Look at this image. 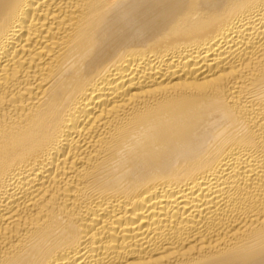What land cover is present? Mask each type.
<instances>
[{
	"label": "bare ground",
	"instance_id": "6f19581e",
	"mask_svg": "<svg viewBox=\"0 0 264 264\" xmlns=\"http://www.w3.org/2000/svg\"><path fill=\"white\" fill-rule=\"evenodd\" d=\"M0 264H264V0H0Z\"/></svg>",
	"mask_w": 264,
	"mask_h": 264
}]
</instances>
